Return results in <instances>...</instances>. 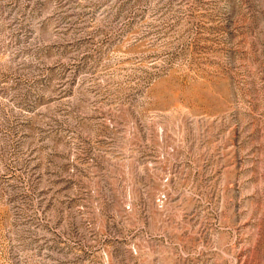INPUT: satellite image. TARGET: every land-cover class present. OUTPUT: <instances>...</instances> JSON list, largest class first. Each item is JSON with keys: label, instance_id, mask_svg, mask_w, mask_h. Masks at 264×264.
Listing matches in <instances>:
<instances>
[{"label": "rangeland", "instance_id": "obj_1", "mask_svg": "<svg viewBox=\"0 0 264 264\" xmlns=\"http://www.w3.org/2000/svg\"><path fill=\"white\" fill-rule=\"evenodd\" d=\"M0 264H264V0H0Z\"/></svg>", "mask_w": 264, "mask_h": 264}]
</instances>
